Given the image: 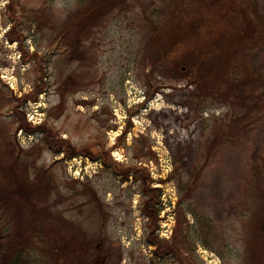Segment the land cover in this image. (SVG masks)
<instances>
[{
  "label": "rangeland",
  "instance_id": "rangeland-1",
  "mask_svg": "<svg viewBox=\"0 0 264 264\" xmlns=\"http://www.w3.org/2000/svg\"><path fill=\"white\" fill-rule=\"evenodd\" d=\"M128 1L78 27L64 48L58 34L79 24L74 12L86 13L90 0H0V90L28 127V118L40 120L79 152L39 156L41 135L13 125L11 139L38 157L31 177L49 168L58 191L31 198L0 173L3 233L23 238L41 225L16 261L92 264L101 255L105 264H256L264 254V206L254 188L264 164V0H234L225 19L230 0ZM12 28L21 42L7 39ZM199 77L200 90L191 83ZM236 79L257 99L255 118L231 94ZM11 110L3 123H12ZM142 179L160 190L156 225L173 218L161 240L172 238L177 212L192 226L178 258H158L146 243L156 225L142 211ZM192 212L210 226L207 246Z\"/></svg>",
  "mask_w": 264,
  "mask_h": 264
},
{
  "label": "trees",
  "instance_id": "trees-1",
  "mask_svg": "<svg viewBox=\"0 0 264 264\" xmlns=\"http://www.w3.org/2000/svg\"><path fill=\"white\" fill-rule=\"evenodd\" d=\"M11 1V0H10ZM129 1L128 0H90V6L89 10L87 12H81L77 11L74 12L73 19L79 23V24H70L69 28L66 27V24L64 25L62 31L60 34H58L56 38L57 45H62L64 48H67L74 43V40L78 39V32L77 28H89V26L97 25L102 18L109 14L110 12L117 10L119 7L122 9ZM234 0H230L229 3H224L225 8V14L224 19L228 17V13L232 10L229 4H233ZM122 6V7H121ZM218 5V10H220ZM197 18V17H196ZM198 21V20H196ZM201 21V19H200ZM71 31L69 32V30ZM82 30V31H83ZM238 34H241V30H236ZM250 31V29L248 30ZM86 32V31H85ZM83 31L81 34H85ZM69 33H71V36H69ZM7 39L12 41L21 42L22 37L15 34L14 29H9L6 33ZM193 79V78H192ZM200 77L193 79V82L195 85L199 86L198 89L202 88L200 87ZM221 79L218 77L217 81L219 82ZM218 84V83H217ZM243 82L239 79H236L230 85V89L233 90L231 92L232 95H234L240 102V105L242 106L244 111H248L246 114L247 117L254 116L255 112L259 108V104H257V99L253 97H248L244 95L243 92ZM219 89V87H218ZM207 90L210 91L209 88ZM216 90V89H215ZM220 90V89H219ZM214 91V90H213ZM13 99L9 97L7 94H5L3 91L0 90V158L2 163H0V173L1 174H9L10 182H17L19 185L18 187L23 188L29 197L33 198L36 195H40V197L44 198L45 196L48 197L52 191L54 193H58L57 186L53 182H51V176L52 172L49 168L42 166L37 168L36 173L34 175V178L31 177L30 171L32 166H35L36 160H31L30 155L27 154L16 142L15 140H12V134L11 129L13 128V125L16 123H19L18 127L19 129H24V131L28 134H40L41 140H40V151L38 152L39 156L40 153L43 150H49L53 151L56 154L64 153L66 157L72 158L75 155H78L79 152H76L75 149L71 146V144L67 141L62 139L61 137L56 134L52 128H46L45 126H34V127H28L29 124L23 121V113L20 112V105L14 106ZM10 108L11 111L14 114V119L12 120V123L6 124L3 123L1 120V115L4 109ZM250 109V110H248ZM22 115V116H21ZM3 141L6 143H9V152L8 154H2V147H3ZM84 155V154H83ZM38 156V155H37ZM84 156H87L86 154ZM143 156H141L140 159H142ZM256 168V167H255ZM129 171L135 175L140 176V170H137L136 168H129ZM129 172V173H130ZM128 173V172H127ZM263 175L262 178L259 177V175ZM255 175H256V184L254 188H256L259 192V201L264 206V164L262 167L255 169ZM7 179V178H6ZM53 180V179H52ZM1 181V177H0ZM142 188H143V194L146 198L145 202H143V213L144 215L151 221L153 224H157V219L159 217V213L161 210V204H160V190L153 187H148L145 183V181L142 179ZM1 184V183H0ZM2 190L0 189V195L2 194ZM264 209V208H263ZM176 215V231L174 230L172 238L167 240H161L159 236L157 235L156 231L158 229V226L156 225L147 235L146 243L148 245L155 247V254L157 257H166V256H175L178 258V256L181 254L182 251L187 250V247H189L190 241H189V232L192 228L187 223L186 216L184 214V211L177 212ZM192 215L195 219V226L199 232H204V230H207L205 232V238L203 239V244L207 246L206 238L209 232V225L206 223L205 219L203 217H200L197 213L192 212ZM6 217V212L0 215V264H19L16 261L17 254H20L24 249V244H27V241H32V238H35V235L41 234V228L37 222L35 224V228L33 227L30 231H23L25 235L23 238L17 237V238H10V236L5 235L3 224L1 220ZM187 223L185 225V223ZM61 223H64V221H60L58 225ZM184 225V230L180 229ZM179 228V229H178ZM203 231H200L202 230ZM65 229H61L60 235L63 234V231ZM260 235L261 239L264 240V217H262L261 221V229H260ZM39 234V235H40ZM257 235L258 233H255ZM74 241L77 240V238L73 237ZM26 242V243H25ZM66 246V245H65ZM65 248V247H64ZM66 250V249H65ZM78 253V252H77ZM76 253V254H77ZM77 261L81 260V256L76 257ZM82 261V260H81ZM256 264H264V254L260 257V259L257 261Z\"/></svg>",
  "mask_w": 264,
  "mask_h": 264
},
{
  "label": "built area",
  "instance_id": "built-area-1",
  "mask_svg": "<svg viewBox=\"0 0 264 264\" xmlns=\"http://www.w3.org/2000/svg\"><path fill=\"white\" fill-rule=\"evenodd\" d=\"M28 120L33 124V125H39L41 123L40 120H34L32 118H28ZM18 139H20L22 142H24L26 140V138L22 135V131H19V133L17 134ZM29 139V137H27ZM165 197V196H163ZM174 199V198H173ZM170 200H172V197H170ZM174 200L171 201V204L173 205ZM166 210H168V208H166ZM172 224H173V218L172 217H168L165 219V221L160 224L158 233L159 235L165 238H168V235L170 236L172 234Z\"/></svg>",
  "mask_w": 264,
  "mask_h": 264
},
{
  "label": "flooded vegetation",
  "instance_id": "flooded-vegetation-1",
  "mask_svg": "<svg viewBox=\"0 0 264 264\" xmlns=\"http://www.w3.org/2000/svg\"><path fill=\"white\" fill-rule=\"evenodd\" d=\"M102 246L101 242L97 245V249H100ZM107 256L97 255L96 259L92 262V264H105Z\"/></svg>",
  "mask_w": 264,
  "mask_h": 264
},
{
  "label": "crops",
  "instance_id": "crops-1",
  "mask_svg": "<svg viewBox=\"0 0 264 264\" xmlns=\"http://www.w3.org/2000/svg\"><path fill=\"white\" fill-rule=\"evenodd\" d=\"M148 245V244H147ZM149 246H151V245H149ZM151 247H153L154 249H155V247L154 246H151ZM156 255V254H155ZM157 257V256H156ZM158 258H161V257H158ZM164 258V257H163Z\"/></svg>",
  "mask_w": 264,
  "mask_h": 264
}]
</instances>
